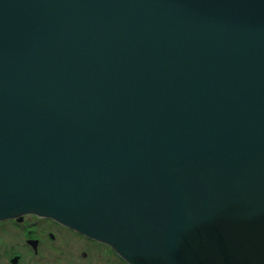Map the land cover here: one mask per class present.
Instances as JSON below:
<instances>
[{
  "label": "water",
  "instance_id": "obj_1",
  "mask_svg": "<svg viewBox=\"0 0 264 264\" xmlns=\"http://www.w3.org/2000/svg\"><path fill=\"white\" fill-rule=\"evenodd\" d=\"M127 264H264V0H0V222Z\"/></svg>",
  "mask_w": 264,
  "mask_h": 264
},
{
  "label": "flooded vegetation",
  "instance_id": "obj_2",
  "mask_svg": "<svg viewBox=\"0 0 264 264\" xmlns=\"http://www.w3.org/2000/svg\"><path fill=\"white\" fill-rule=\"evenodd\" d=\"M7 234L11 238L5 241ZM0 264L126 263L101 243L51 220L28 216L0 223Z\"/></svg>",
  "mask_w": 264,
  "mask_h": 264
},
{
  "label": "rangeland",
  "instance_id": "obj_3",
  "mask_svg": "<svg viewBox=\"0 0 264 264\" xmlns=\"http://www.w3.org/2000/svg\"><path fill=\"white\" fill-rule=\"evenodd\" d=\"M6 236H7V238H5V239L3 238L5 241H7L11 238V234H7ZM3 243H4V241H3Z\"/></svg>",
  "mask_w": 264,
  "mask_h": 264
}]
</instances>
